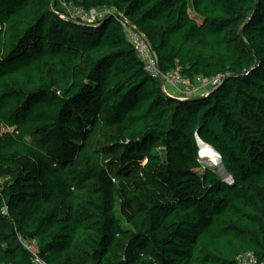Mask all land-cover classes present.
<instances>
[{
  "label": "trees",
  "instance_id": "trees-1",
  "mask_svg": "<svg viewBox=\"0 0 264 264\" xmlns=\"http://www.w3.org/2000/svg\"><path fill=\"white\" fill-rule=\"evenodd\" d=\"M61 2L221 82L168 95L119 18ZM0 127V264H34L19 235L48 264L264 263V0H0Z\"/></svg>",
  "mask_w": 264,
  "mask_h": 264
},
{
  "label": "built area",
  "instance_id": "built-area-1",
  "mask_svg": "<svg viewBox=\"0 0 264 264\" xmlns=\"http://www.w3.org/2000/svg\"><path fill=\"white\" fill-rule=\"evenodd\" d=\"M75 9L77 14L69 15L70 18H80L89 23H95L98 19H102L108 15H114V17L119 18L123 30L127 35V39L133 44L134 50H136L138 57L143 62L146 71L159 82L160 79H162L164 83L161 87L168 95L181 99L188 96L207 94L214 88V86L221 82V76L208 78L199 75L194 81H191L184 76L179 69L163 72L159 66L157 54L154 49H152V45L150 44L147 35L140 31L135 24L131 23V21L124 18L122 14L117 12L114 8L111 9L104 7L84 10L79 7ZM19 236L23 246L28 252H30L31 260L34 264H48L42 257L40 243L37 238L30 239L21 235ZM236 261L238 264H264L258 261L255 253L252 251L238 255Z\"/></svg>",
  "mask_w": 264,
  "mask_h": 264
},
{
  "label": "rangeland",
  "instance_id": "rangeland-1",
  "mask_svg": "<svg viewBox=\"0 0 264 264\" xmlns=\"http://www.w3.org/2000/svg\"><path fill=\"white\" fill-rule=\"evenodd\" d=\"M60 5H61V9L64 10L67 14H69V15L77 14L74 6L67 5L65 2H61ZM190 12H191V15H195V13L191 9H190ZM6 130H8V129L5 127H0V133L4 132ZM200 148H201V156H203L205 158V159L202 158V163L205 165V167L218 168V172L220 173V167L218 166V164L214 165V164H212L211 161L206 159L208 156H212V151L210 150L211 148H208L206 145H201ZM203 170L204 169H200L199 171L201 172Z\"/></svg>",
  "mask_w": 264,
  "mask_h": 264
},
{
  "label": "water",
  "instance_id": "water-1",
  "mask_svg": "<svg viewBox=\"0 0 264 264\" xmlns=\"http://www.w3.org/2000/svg\"><path fill=\"white\" fill-rule=\"evenodd\" d=\"M152 49H153V47H152ZM154 51H155V49H154ZM155 52H156V51H155ZM159 66H160V65H159ZM160 68H161V66H160ZM161 70H162V68H161ZM160 82H161V85H163L164 82L162 81V79H160ZM214 91H215V90H214ZM214 91H210V92L207 93V94H199L198 96H188V97H184V98H181V99H188V100H191V101H198L199 99H203V98L206 97L207 95H210V94L212 95V94H214ZM181 99H179V100H181ZM201 144H204V145L209 146L210 148H212L210 145L204 143V142L202 141V139L199 138V146H201ZM213 150L217 153L218 157L220 158V162H221V164H222V166L220 167V175H221V177H222L224 180L231 179V177H230V175H229V173H228V171H227L225 165H224V164L222 163V161H221V155H220L219 152H218L217 150H215L214 148H213ZM228 181H230V180H228Z\"/></svg>",
  "mask_w": 264,
  "mask_h": 264
},
{
  "label": "bare ground",
  "instance_id": "bare-ground-1",
  "mask_svg": "<svg viewBox=\"0 0 264 264\" xmlns=\"http://www.w3.org/2000/svg\"><path fill=\"white\" fill-rule=\"evenodd\" d=\"M201 145H204V144H201ZM207 147L210 148L209 146H207ZM210 150L212 151V156H208L206 159L211 161L212 164H214V165L218 164V166L221 167L222 164L220 162V158L218 157L217 153L213 150V148H211Z\"/></svg>",
  "mask_w": 264,
  "mask_h": 264
}]
</instances>
